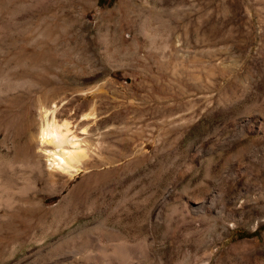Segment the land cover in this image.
I'll return each instance as SVG.
<instances>
[{
    "label": "rangeland",
    "instance_id": "374dc122",
    "mask_svg": "<svg viewBox=\"0 0 264 264\" xmlns=\"http://www.w3.org/2000/svg\"><path fill=\"white\" fill-rule=\"evenodd\" d=\"M0 264H264V0H0Z\"/></svg>",
    "mask_w": 264,
    "mask_h": 264
},
{
    "label": "bare ground",
    "instance_id": "6f19581e",
    "mask_svg": "<svg viewBox=\"0 0 264 264\" xmlns=\"http://www.w3.org/2000/svg\"><path fill=\"white\" fill-rule=\"evenodd\" d=\"M157 1L164 2L165 0ZM139 6L143 5L139 4ZM141 28L146 34L150 35L149 31H147L150 30V28L147 26V22H143ZM55 109L56 107L53 110H47V113L45 114L46 123L43 125L41 130L40 146L43 152H45V155L51 160L53 166H58V169L61 168L63 171L74 174L79 170L81 158L85 157L84 155L86 152L84 153V151L81 149L79 145L80 143L77 141L75 136L70 137L69 122L67 120L63 123H59L57 121L54 116ZM49 113L52 114L51 119H47ZM91 113L92 111L87 113V116ZM207 202H209L210 206L213 207V198L210 197ZM204 204L206 205V203H203L202 206H204ZM108 236L110 237V234ZM119 250H122V248L119 247ZM120 254H122V252Z\"/></svg>",
    "mask_w": 264,
    "mask_h": 264
}]
</instances>
